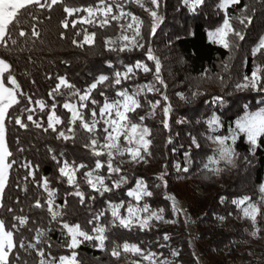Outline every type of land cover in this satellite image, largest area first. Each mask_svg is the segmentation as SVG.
I'll list each match as a JSON object with an SVG mask.
<instances>
[{
  "label": "snow or ice",
  "instance_id": "obj_1",
  "mask_svg": "<svg viewBox=\"0 0 264 264\" xmlns=\"http://www.w3.org/2000/svg\"><path fill=\"white\" fill-rule=\"evenodd\" d=\"M240 3L241 0H216L220 20L207 31V38L213 45L229 52L227 60L221 62V72L213 74L210 69H204L190 95L183 92L177 95L180 101L189 103L203 95L201 81L215 79L222 88L229 86L231 81L232 91L228 95L256 93L259 100L252 97L254 103L243 104L237 100L232 109L225 110L227 101L224 97L211 96L209 104L216 105V108L210 107L206 116L194 121L202 126L203 131L196 134L189 131L187 144H174V136L180 133H173V123L187 125L192 121H173V105L162 75L161 59L150 39L156 36L157 29L164 22V0H91L89 3H78L77 0H0V264H29L26 259L29 256L35 257L33 264H81L77 249L85 243L101 252H109L116 261L122 255L131 254L139 258L133 264H176V260L150 248H142L138 243L112 240L109 247L113 229L150 231L158 223H176L175 219L165 217L164 207L153 208L149 203V198L155 194L154 189L162 187L165 190L164 199L170 202L171 213L177 217L185 214L187 223V214L179 206L177 197L167 191L168 163L162 165L151 185L145 179L137 178L135 186L126 192L130 200L114 202L107 197L106 206L98 210H91V206L97 196L105 197V194L129 183L130 177L122 174L124 164L149 162L155 138L153 129L145 120L155 119L157 115L161 117L162 128L168 132L166 144L173 145L171 151L175 153L183 149L182 161L175 160L171 165L177 173H189L199 155L200 173L205 178L219 177L226 170L237 167L241 159L238 141L247 144L252 158L256 157L258 150L264 151V22H261V31L255 39L248 34L250 47L247 51L252 57L250 72L243 71L248 61L242 56L240 68L233 76L232 60L241 47L240 42L245 41L247 29L253 24V5L238 7ZM181 4L189 12L196 13L205 0H181ZM57 6L61 12L58 21L60 40L70 39L75 47L88 46L91 50L96 43L97 31H90L89 27L105 31L115 28L116 34L103 40L106 50L118 55L139 52L140 57L129 62L121 61L118 66L109 61L110 74L98 73L87 87H77L67 75L57 73L56 82L47 92L51 103L43 97L26 93L8 57L18 58L29 45L35 50L37 42L44 43L38 26H42L45 20H52V12ZM130 6L147 14V24L141 15L130 10ZM261 6L264 7V0ZM141 73L151 74V79L130 86L128 82L139 81ZM224 73H229L227 79ZM23 75L29 77L30 73L25 71ZM47 78L53 79L51 76ZM32 83H35L34 79ZM57 97L63 99L58 101ZM61 105L65 113H58ZM138 110L146 114L141 115ZM228 111L233 112L235 119L228 118ZM9 125L26 131L34 128L40 134L52 135L64 143L76 142L77 129L86 133L84 147L90 150L92 158L88 163L76 159L61 160L59 157L64 156L63 152L58 155L54 148H48L60 181L68 185L62 203L57 202L60 188L53 186L55 177L39 175V164H33L26 156L20 158L27 149L21 145L19 137L14 141L15 149L10 146ZM202 148H210L211 154ZM249 155H244L243 160L251 164ZM10 179L26 196L29 184L42 189L29 203L28 213L19 207L18 198L15 200L17 207L5 203V190ZM82 185L91 191H86ZM69 197L75 198L81 206L88 201L90 215L78 222L65 219L69 212ZM258 197L254 199L242 194L228 201L250 223L254 237L264 232V183L258 186ZM225 202L226 198L221 197L220 203ZM33 210H38V214L30 215ZM109 213L110 218L105 219ZM218 219L223 221L225 217ZM53 224L58 226L61 234L59 247L65 250L61 254L52 251L50 234ZM162 239L167 242L170 236L165 233ZM180 254L178 250H170L173 258Z\"/></svg>",
  "mask_w": 264,
  "mask_h": 264
},
{
  "label": "trees",
  "instance_id": "obj_2",
  "mask_svg": "<svg viewBox=\"0 0 264 264\" xmlns=\"http://www.w3.org/2000/svg\"><path fill=\"white\" fill-rule=\"evenodd\" d=\"M77 2L89 3L91 0H77ZM250 3L253 5V24L247 29L245 41L240 42L241 47L236 51L232 60L233 76L240 68L242 56L248 61L243 71L250 72L252 57L247 51L250 47L248 34L251 33L252 38L255 39L261 31V22H264L262 0H241L238 7ZM215 4L216 0H205V4L196 13H191L182 6L181 0H164L162 9L164 22L157 29L156 36L150 38L152 46L157 50V55L161 59L162 75L168 84L167 93L173 105V121L179 119L192 121L187 125L173 123V133H180V135L174 136V144H187L189 131H192L193 134L203 131L202 126L195 124L194 121L201 116H206L210 107L216 108V105L209 104L211 96L220 95L224 97L227 101L225 110L232 109L237 100L240 104L254 103L252 97L259 100L256 93L228 95L232 91L231 81H229V86L222 88L215 79L201 81L200 90L203 95L189 103L179 100L177 93L183 92L185 95H190L195 90L194 86L204 69H210L213 74L221 72V62L228 58L229 52L227 50L219 45H213L207 38V31L212 30L211 26L220 20V16L216 13ZM130 10L141 15L147 24L146 13L131 6ZM60 17L61 12L57 6L52 12V20L50 22L45 20L42 26H38L42 31L41 39L44 43L37 42L35 50H32L31 45H29L28 50L20 53L18 58L15 56L8 57L14 65L16 75L26 93L43 97L51 103V98L47 96V92L56 82L57 73L67 75L70 82L75 83L77 87H87L88 83L98 73L110 74L109 61L118 66L121 61H133L141 55L139 52L120 53L118 55L106 50L103 40L106 36L115 35V28L105 31L85 26L89 27L90 31H97L96 43L91 50L88 49V46L77 48L70 43V39H59L58 34L61 29L58 26V21ZM77 27L79 28L80 25ZM149 63L151 64V62ZM25 71L30 73L29 77L23 75ZM224 75L227 79L229 73H224ZM48 76L53 77V79H48ZM33 79L35 83H32ZM150 79L151 74L144 75L141 73L139 74V81H129L128 84L134 86L137 82H147ZM108 91L111 94L112 90L109 89ZM242 97L247 99H242ZM97 98L103 99L102 97ZM62 99V97H57L58 101ZM57 111L58 113L66 112L62 105L58 107ZM140 114L145 115L146 113L140 111ZM228 118L235 119L232 111H228ZM160 120L159 115L155 119L145 120V123L153 129L155 138L152 148L153 155L149 158V162L140 165L124 164L122 174L130 177L129 183L113 193L105 194V197L97 196V201L92 204L91 210H98L100 207L106 206L107 197H111L114 202L130 200L126 196V192L135 186L137 178H143L151 185L155 176L162 170V165L168 163V190L179 200L187 201L188 199L187 209L196 216L193 223L195 229L194 242L206 260L210 264H234L241 259H251L254 255L255 240H260L264 246V232L260 236H252L250 223L243 219L236 206L228 201L242 194H248L254 199L259 198L258 186L264 183V151L258 150L256 157L252 158L248 153L247 144L238 141L237 150L241 153V159L237 167L226 170L219 177L205 178L200 173L198 163L201 157L199 155L196 156V161L189 173H177L171 165L175 160L182 161L183 149L175 153L171 151L173 145L166 144L168 132L162 128ZM16 137H19L21 145L27 149L23 154H20V158L26 156L33 164H39V175L55 177L52 181L53 186L60 188V199L57 202L62 203L63 193L68 185L60 181L56 163L51 159L48 148H54L58 155L63 152L64 156L59 157L61 160L67 158L70 161L76 159L77 162L88 163L92 158L90 150L84 147L86 133L77 129L76 142L73 143L70 140L64 143L54 139L52 135H42L34 128L26 131L19 129L18 126L13 128L9 125V142L13 149L16 147L14 142ZM202 150L211 154L210 148H202ZM244 155H249V159L252 160L251 164L243 160ZM20 175H23V170H21ZM13 177H15V172ZM28 187L29 192L26 196L23 191L15 187L13 179H10L9 186L5 190V203L17 207L15 200L18 198L21 202L19 207H23L25 213H28L29 203L33 201L38 192L42 191L32 184H29ZM82 187H85L86 191H91L84 185ZM154 193V196L149 198V203L153 208L164 207L165 217L175 219V225L158 223L157 227L150 231L134 230L132 232L116 228L110 234L109 247H111L112 240H116L118 243L129 241L140 244L142 248H150L158 253H163L164 256L176 260V264H199L191 248L185 219L181 215L177 217L171 213L170 202L164 199V191L161 188L154 189ZM221 197L226 198V202L223 204L220 203ZM68 199L69 212L65 219L78 222L90 215L91 210L88 201L81 206L77 204L75 198L69 197ZM37 214L38 210H33L30 213V215ZM4 215L7 216L6 213ZM220 216H224L225 219L220 221L218 219ZM238 216L240 218H237ZM109 218L110 213L106 215L105 219ZM52 227L53 231L50 235L53 243V254L64 253L65 250L59 247L62 238L58 226L53 224ZM165 233L170 236L167 242L162 239ZM161 244H166V246L160 247ZM173 249L181 253L178 258L170 256V250ZM77 252L81 264H133V261L139 259L127 254L126 256L122 255L121 259L116 261L109 252H101L89 243L82 244ZM254 258L253 262L255 261ZM26 259L29 264H33L35 257L29 256Z\"/></svg>",
  "mask_w": 264,
  "mask_h": 264
},
{
  "label": "rangeland",
  "instance_id": "obj_3",
  "mask_svg": "<svg viewBox=\"0 0 264 264\" xmlns=\"http://www.w3.org/2000/svg\"><path fill=\"white\" fill-rule=\"evenodd\" d=\"M124 159L127 160L128 157H124ZM127 164L128 165L129 164L133 165L131 163H127ZM161 189L163 191H165L162 187H161ZM167 191H168V193H170L168 189H167ZM177 200L179 202V206L182 207L184 209V213L187 214V223L186 224H187V228H188V233L190 235L189 237H190V241H191L190 242L191 248H192V251H193L195 257L197 258L199 264H210L206 260V258L203 256V254L199 251V249L196 247V245H195V242H194L195 241L194 240L195 229H194V224L193 223L195 222L196 216L192 215L187 209V205L189 203L188 199H187V201L186 200L185 201L184 200H179V199H177ZM181 216L184 219H186L185 214H181ZM172 225H175V223L172 224ZM254 248H255L254 251H253L254 255L252 256L251 259H245V260L241 259V260H238L237 262H234V264H252V263L253 264H264V246H262V243L260 242V240H258V239L255 240ZM164 257H166L168 259H171L170 257H167V256H164ZM253 258L255 259L254 262H253Z\"/></svg>",
  "mask_w": 264,
  "mask_h": 264
}]
</instances>
